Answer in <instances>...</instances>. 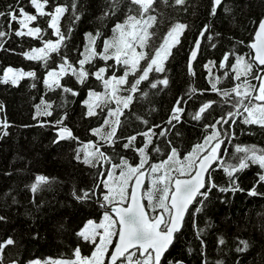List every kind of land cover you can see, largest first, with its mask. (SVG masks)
I'll return each mask as SVG.
<instances>
[{
    "label": "trees",
    "instance_id": "1",
    "mask_svg": "<svg viewBox=\"0 0 264 264\" xmlns=\"http://www.w3.org/2000/svg\"><path fill=\"white\" fill-rule=\"evenodd\" d=\"M56 6L68 9L60 17L58 25L67 39L60 48V54L51 53L46 62L29 60L25 54L43 47L46 40H57L54 30L48 25L49 16L38 17L37 21L29 23V27L42 29L43 40L27 35L16 36L15 31L20 30L21 25L11 22L9 27V18H0V30L7 33L0 39V76L9 67L35 72L34 78L20 77L15 85L10 81L0 83V217H3L0 220V243L8 239L14 241L3 248L2 264L71 260L75 258L74 250L77 248L82 256H91L95 245L85 241L79 233L89 221L98 222L108 212L109 206H101L105 203L103 195L106 192L101 181L106 180L112 168L98 155L93 159L97 166L85 164L86 153L80 149L91 143L94 147L87 149L88 152H103L114 164H120L124 158L136 166L141 159L138 149L147 142L141 133L149 132L152 142L145 149L147 163L142 171H147L151 164L167 160L172 148L183 159L194 145L202 143L211 133L212 129L206 128L207 125L235 111L231 107L234 100L227 98L228 103H225L226 98L212 90V83L219 79L217 88L220 90L231 89L239 83L232 72L235 57L251 59L250 45L259 23L264 20V0H224L215 15L211 14L213 0H184L182 5H176L174 0H154L155 11L151 14L156 16V21L148 29L153 35L147 38L146 52L151 53L159 47L173 25L179 23L187 27L179 35V43L171 48V54L164 62V72H152L148 80L141 82L131 104L123 109L112 139L105 142L101 135L110 132L114 126L116 117H109L108 111L116 107L115 102L96 107V114L89 116L84 101L90 91H104L102 82L91 73L107 67L104 78L108 79L113 74L117 77L123 75V68H113V60L104 61L99 55L92 57L84 65L89 71L84 83L78 82L71 71L59 79L61 85L78 93L75 96L61 88L53 90L45 81L49 71L59 70L62 56L79 69L77 61L84 59L89 33L97 37L93 45L96 53H102L104 42L112 38L115 25L124 23L130 14L138 15L135 11L138 6L131 5L129 0H48L44 10L51 12ZM20 8L25 13L36 14L30 0H0V12L15 11L19 19H23ZM73 12L78 19H74ZM251 26L252 35L246 44L243 40ZM202 32L203 43L192 69L195 75H192L189 58ZM153 40H156L155 44H152ZM226 55L228 60L224 61ZM145 63L142 61L140 67ZM222 63L224 67H221ZM252 71L255 73L257 68ZM240 72L241 79H244L243 64ZM128 79L132 81L134 77L129 75ZM159 79H167L168 85L151 88L150 83ZM251 82L259 85L256 80ZM127 94L121 92V95ZM177 100H180L183 114L179 121H174L171 116ZM42 101L51 103L52 107L48 109L51 115L37 116L38 107L44 111ZM210 101L216 103L201 114L200 120L193 119V114ZM246 115L236 117L235 122L230 120V127L224 125L230 133L223 144L225 163H236L232 159L236 145L264 149V127L244 124L242 121ZM61 119L63 124L59 127L66 126L77 139L57 142L56 121ZM105 120H108L107 124ZM169 120H172L171 124ZM5 123L6 128L3 127ZM96 129H102V132L93 135ZM132 136L136 139L124 147ZM155 148L160 151L156 152ZM261 172L264 169L250 164L230 179L217 165L212 172V182L218 187L212 188L206 199L198 198L162 264H264V182L259 181L258 175ZM39 175L47 177L48 183L34 193L31 185ZM115 175H119V169ZM233 180L239 190L219 191L220 187L232 188ZM108 183L115 186L114 181ZM150 189L149 175L144 195ZM253 189L257 195L249 194ZM93 190L95 195L88 199H77L85 191ZM145 203L147 205L146 200ZM196 208L200 211L196 212ZM220 239L225 241L223 245L219 244ZM96 241L98 243L99 238ZM241 241L247 242L246 249ZM238 248L244 250L237 251Z\"/></svg>",
    "mask_w": 264,
    "mask_h": 264
},
{
    "label": "snow or ice",
    "instance_id": "2",
    "mask_svg": "<svg viewBox=\"0 0 264 264\" xmlns=\"http://www.w3.org/2000/svg\"><path fill=\"white\" fill-rule=\"evenodd\" d=\"M129 2L131 5L138 6L135 9L138 15L130 14L124 23L115 25L113 36L104 42L102 53H96L93 45L97 37L89 33V45L85 49L84 59L77 61L79 69L77 70L76 67L68 62L66 57L62 56L63 63L59 65V71L52 70L48 72V77L52 80V83L48 84V81H45L49 88L53 90L61 88L63 92L71 93L75 96L78 93L61 85L58 77L71 71V74L76 77L78 82L84 83L89 76V71L84 68V65L97 55L104 61L113 60V68L116 66L123 68V75L117 77L113 74L108 79L104 78V74L108 70L107 67H100L97 71L91 73L97 80L102 82L104 91L102 93L90 91L88 99L84 101L88 108L87 115L89 116L96 114V107H101L102 104L107 106L113 101L115 102L116 107L110 108L108 111L109 117H116L114 126L110 132L101 135V139L105 140V142L112 139L116 132L115 125L120 123L119 117L123 115V109L129 107L134 95L139 90L141 82L148 80L149 74L152 72H164V62L171 54V48L179 43V35L187 27L179 23L173 25L166 36L162 38L160 46L151 53L146 52L144 49L147 47V38L153 35L149 33L148 29L156 21V16L151 14V12L155 11L153 8L154 0H129ZM30 3L36 10L35 15L25 13L24 9L20 8L19 13L23 19H19L15 11L0 12V18L7 16L9 18V27H11V22H18L21 25L20 30L15 31L16 36L24 37L27 35L43 40L42 29L39 26L29 27V23L37 21L38 17L49 16L48 25L54 30L53 34L57 37V40H46L43 47L32 49L30 53L25 54L29 60H45L46 62V58L51 53L60 54V48L67 39L58 25L60 17L68 9L64 6H56L53 11L45 12L44 9L48 0H30ZM174 3L182 5L184 0H174ZM221 3L222 0H213L212 15H215L216 9ZM72 7L74 10L75 4ZM73 16L74 19H78L75 16V12H73ZM23 29H27V31L25 32ZM204 31L206 32L207 28ZM6 35V32L0 30V39ZM201 35L203 36V32ZM199 47L200 43L197 41L191 52L192 60H195ZM250 47L254 51L251 59L245 60L243 56H236V63L232 66V72L235 73L234 79L239 81V83L227 90L217 88L219 79H217L216 83H212V90L225 97V103H228L227 98L234 100L231 107L235 111L228 112L214 124L207 125L206 128L212 129L211 133L205 136L202 143L194 145L183 159H180L177 150L172 148L167 160L158 164H151L148 166L147 171H142L147 163L145 149L152 142L149 132L141 133L147 138V142L143 148L138 149L141 159L136 166L130 165L128 160L124 158H121L120 164H114L109 158L105 157L103 152H88L87 149L94 147L91 143L80 149V151L86 153L83 160L85 164L93 167L97 166L93 164V159L98 155L111 165L112 172L107 174L106 180L101 181L103 189L106 190L103 195L105 203L101 204V206L112 207L115 217L105 212L103 223L96 224L89 221L87 226L79 233L85 241L95 245L91 256H82L79 248H77L74 250V259L49 260L45 264H104L105 259L108 260V264H161V258L172 243L174 234L180 231L183 226L184 217L189 206L196 200L197 196L206 199L208 192L212 188L218 187L212 182V172L215 171V164H218L230 179L234 176V173L249 167L250 164L258 165L260 169H264V149H257L255 146L236 145L234 146L235 154L232 157L236 163H225L220 153L225 139L230 136L228 130L224 128V125H229L230 120L235 122L236 117L247 113L242 121L244 124H258L264 127V67H260L264 66V20L259 23L255 40ZM137 49L140 50L138 51ZM88 53L91 55H88ZM227 60L228 56L226 55L224 61ZM141 61H146L142 68L140 67ZM241 64L244 65V79H241ZM224 66V63H222L221 67ZM253 68H257L255 73L252 71ZM190 71L192 75H195V72L191 70V65ZM209 71H211L210 68ZM138 72L139 75H137ZM9 74H12V76L10 77ZM249 74H251L250 79ZM129 75L134 77L132 81H129ZM23 76L34 78L35 72H24L23 70H14L9 67L5 70L3 76H0V83L6 84L10 81L15 85L18 79ZM252 80L259 81V85L253 84ZM125 85L127 87H121ZM158 85L167 86L168 80L159 79L150 83V87L153 89L157 88ZM121 92H127L128 94L121 95ZM144 95H147V93H144ZM41 103L44 105V111L41 112L38 107L37 116L51 115V112L48 111L52 107L51 103L44 101ZM214 103L216 101L204 103L199 108V111L193 114L192 118L200 120L201 114L211 108ZM179 104L180 100H177V106L173 111V120H179L177 113L183 112ZM241 109H243V112H241ZM107 123L108 120H105V124ZM168 123L171 124L172 120H169ZM62 124L63 119L56 121L58 126L57 142L63 139H77L66 126L59 127ZM217 125H220V127L217 128ZM3 127L6 128L7 124L5 123ZM101 132L102 129H96L93 131V135ZM4 134L6 135L7 133L5 132ZM135 139V136L130 137L124 147L127 148ZM154 150L156 152L160 151L159 148ZM79 158L78 155L77 159ZM117 169H119L118 176L115 175ZM173 172L176 175H172ZM101 175L104 174L101 173ZM149 175L151 176V189L146 191L142 197L138 195V190L141 189L145 177ZM258 175L259 181L264 182V172ZM109 181H114L115 187L108 183ZM46 183H48L47 177L43 175L35 177V182L31 185V191L35 193L41 185ZM232 183V188L220 187L219 191L239 190L234 180ZM205 188L207 189L206 191H201ZM129 189L131 190L129 191ZM249 194L257 195L254 189ZM91 195H95V190L92 192L85 191L82 196H77V199H88ZM144 200L147 201V206ZM113 205L116 206L113 207ZM195 211L199 212L200 208H196ZM2 219L3 217H0V220ZM99 229H103V232L101 233ZM97 236L99 237V243L96 241ZM114 238H116L117 242L112 248L111 255H109V248L112 247ZM13 243L14 241L11 239L0 243V264H2L3 248ZM224 243L223 239L219 240V244L223 245ZM241 243L246 249L247 242L241 241ZM243 250L237 249V251ZM33 264H41V262L37 260Z\"/></svg>",
    "mask_w": 264,
    "mask_h": 264
},
{
    "label": "water",
    "instance_id": "3",
    "mask_svg": "<svg viewBox=\"0 0 264 264\" xmlns=\"http://www.w3.org/2000/svg\"><path fill=\"white\" fill-rule=\"evenodd\" d=\"M223 1H224V0H222V3H223ZM222 3H221V5H222ZM218 7H219V6H218ZM218 7H217V8H218ZM257 30H258V28H257ZM257 30H256V33H257ZM256 33H255V35H256ZM254 40H255V37H254ZM197 41H199V43H200V47H199V49L197 50V56H196L195 60H192V59H191V54H190V58H189V69H190V65H191V70L193 69V66L195 65V63L197 62V60H198V58H199L200 51H201V47H202V43H203V36L200 35V37H199V39H198ZM253 42H254V41H253ZM252 51H253V50H252ZM253 54H254V51H253ZM260 67H263V66H260ZM63 140H64V139H63ZM222 146H223V145H222ZM222 146H221V149H220V153H221V151H222ZM215 165H216V164H215ZM210 171H211V169H210ZM147 184H148V176L145 177V179H144V181H143V183H142V187H141V189L138 190V195H140V196H142V197L144 196V192H145V188H146ZM205 189H206V188H205ZM205 189H202L201 191H205ZM130 190H131V189H130ZM199 197H200V196H197V197H196V200H194L193 203L189 206L188 211L186 212L185 217H184L183 226H182V228L180 229V231H178L177 233L174 234V238H173L172 243L170 244V246L168 247L167 251L163 254V256H162V258H161V264H162V262H163L165 256H166L167 253L169 252L170 248L172 247V245H173V243H174V241H175V239H176V235L179 234V233L183 230V227H184L185 221H186V219H187V216H188L189 212L191 211L192 207H193V206L195 205V203L197 202V200H198ZM144 203H145V200H144ZM145 205H146V203H145ZM114 206H116V205H113V207H114ZM125 206H126V205H125ZM146 206H147V205H146ZM108 212H109L111 215H113V217H115V213L112 211V207H110V208L108 209ZM116 242H117V240H116ZM115 244H116V243H115ZM114 246H115V245H114Z\"/></svg>",
    "mask_w": 264,
    "mask_h": 264
},
{
    "label": "rangeland",
    "instance_id": "4",
    "mask_svg": "<svg viewBox=\"0 0 264 264\" xmlns=\"http://www.w3.org/2000/svg\"><path fill=\"white\" fill-rule=\"evenodd\" d=\"M252 27L253 26H251L250 27V29H248V31H247V35L245 36V39L243 40V41H245L246 42V44H247V41L249 40V38L251 37V35H252ZM156 43V40H153L152 41V44H155ZM245 44V45H246ZM142 62V61H141ZM141 64V63H140ZM56 71H59V70H56ZM12 76V74L10 75V77ZM58 79H60V77H58ZM47 81L49 82V84H51L52 83V80L51 79H49V77L47 76ZM0 125H1V118H0ZM214 167H215V169L217 168V164L216 165H214ZM114 186V185H113ZM115 187V186H114ZM109 213V212H108ZM110 214V213H109ZM111 215V214H110ZM102 218L98 221V222H95V221H92V222H94V223H96V224H100V223H103L104 221H103V217H104V214L101 216ZM88 224V223H87ZM87 224H86V226H87ZM85 226V227H86ZM99 231L102 233L103 232V229H99ZM97 238H99L98 236L96 237V239ZM98 243H99V241H98ZM106 260L107 259H105V261H104V264L106 263ZM46 261H49V260H46ZM46 261H43L41 264H45V262ZM41 262V261H40Z\"/></svg>",
    "mask_w": 264,
    "mask_h": 264
},
{
    "label": "clouds",
    "instance_id": "5",
    "mask_svg": "<svg viewBox=\"0 0 264 264\" xmlns=\"http://www.w3.org/2000/svg\"><path fill=\"white\" fill-rule=\"evenodd\" d=\"M224 146V145H223ZM223 146H222V149H223Z\"/></svg>",
    "mask_w": 264,
    "mask_h": 264
},
{
    "label": "flooded vegetation",
    "instance_id": "6",
    "mask_svg": "<svg viewBox=\"0 0 264 264\" xmlns=\"http://www.w3.org/2000/svg\"><path fill=\"white\" fill-rule=\"evenodd\" d=\"M208 110V109H207ZM182 117V116H181Z\"/></svg>",
    "mask_w": 264,
    "mask_h": 264
}]
</instances>
